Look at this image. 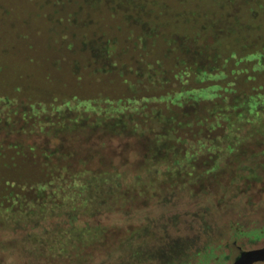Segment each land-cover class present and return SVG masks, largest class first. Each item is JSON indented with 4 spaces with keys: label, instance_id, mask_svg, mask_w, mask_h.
I'll use <instances>...</instances> for the list:
<instances>
[{
    "label": "rangeland",
    "instance_id": "rangeland-1",
    "mask_svg": "<svg viewBox=\"0 0 264 264\" xmlns=\"http://www.w3.org/2000/svg\"><path fill=\"white\" fill-rule=\"evenodd\" d=\"M168 1L0 0V201L5 190L15 191L18 183L22 185L43 174L39 166L43 158L31 148H129L130 141L135 138L133 136L87 139L84 135L76 134L72 140L58 144L57 138H48L45 128L49 127L46 126L48 116L55 121L59 117L54 113L49 114V109L45 110L44 107L51 108L66 98L86 99L102 93L137 102L150 94L159 95L160 89L155 90L144 84L148 80L149 65L134 70L136 64L130 63L129 57L125 59V56L135 53L137 43L133 40L137 37L136 30L128 23L140 22L139 18L147 19L151 9L158 11L160 9L157 8ZM165 5L169 7V3ZM120 6L121 9H116ZM256 6L252 4L253 8ZM123 9L125 11L120 13ZM244 18L253 22L252 36L246 41L250 42L246 52H251L264 44V25L259 28L264 19L253 18L248 13ZM160 39L154 40L157 43L150 40L146 50L159 61L160 58L166 59L165 46ZM96 40L109 52L115 49L109 47V41H116L117 49L112 55L114 65H106L107 60L96 56ZM83 49L89 51L84 52ZM92 57H95L94 61H91ZM126 63L129 64L127 68H122V64ZM223 63L226 64L227 76L221 80H204L201 86L232 81L236 83L240 96L251 93L252 84L264 90V71L260 70L254 59L237 61L226 58V62L222 60ZM77 68L81 73H77ZM168 76L164 74V77ZM173 83L174 78L161 88L164 94L174 95L180 84ZM197 85L195 82L191 86L201 87ZM210 100L201 101L208 107L204 109L203 116L197 117L191 99L183 100L185 103L175 109L186 112V115L178 114L175 125H170L173 126L171 134L177 132L181 137L187 134L188 140L189 137L194 139L190 142V148L178 143L176 149L180 152L188 148L185 155L198 163L196 169L198 172L204 170V175L192 180L181 176L170 179L159 177L155 185L157 195L140 198L130 210L117 208L91 218L80 216L78 222L81 224H105L107 228L103 238L106 237L109 243L106 250H84L79 264H109L121 249L119 246L111 251L115 240L124 238L111 237L123 232V229L143 224L149 225L150 232L153 231L150 237L164 228L170 236L190 239L192 245L188 248V254L198 248L202 251L205 247L215 248V255L208 260L196 255L186 262L177 261L175 264H230L238 251L237 246L249 249L264 243V148H259L264 144V137L254 133L251 141L247 140L249 137L240 140V148L207 150L205 146L211 143L209 140H223L225 134V126H212L215 116L211 110L215 103ZM196 120H200L201 124ZM236 124H241L242 134L252 127L251 122L237 121L234 140ZM198 132L200 142H204L205 146L196 143L197 137L194 136ZM63 135L67 134L59 131L58 136ZM157 166L162 167L161 163ZM212 167L215 169L207 173L206 169ZM247 167L255 169L262 176L260 180H246L244 174ZM63 220V215L56 216L45 221V225H28L26 228H12L0 223V241L3 240L0 243V264L66 262V258L73 257L74 247L69 246L65 256L62 252H40L38 248L41 246L35 247L31 240L24 244L19 241L22 236L27 237V233L41 232L43 227L50 230L52 223ZM229 220L238 221L246 231L254 229V232L259 230L260 233L235 232L231 227L224 226ZM253 264H264V260Z\"/></svg>",
    "mask_w": 264,
    "mask_h": 264
},
{
    "label": "trees",
    "instance_id": "trees-1",
    "mask_svg": "<svg viewBox=\"0 0 264 264\" xmlns=\"http://www.w3.org/2000/svg\"><path fill=\"white\" fill-rule=\"evenodd\" d=\"M120 1L128 3V0ZM165 3H169V7ZM252 4H257V8H253ZM157 9L160 10L151 9L145 20L139 18L140 22L128 23L136 30L137 37L133 40L137 43L135 53L125 56V59L129 57L130 63L136 64L134 70L149 65L148 80L144 84L155 90L160 89L159 95L150 94L137 102L102 93L86 99L66 98L51 108L44 107L45 110L49 109V114L54 113L59 117L55 121L48 116L46 126L49 127L45 128L48 138H57L58 144L72 140L76 134L84 135L87 139L133 136L135 138L130 141L129 148H31L43 158L39 163L43 177H33L22 185L18 183L16 192L5 190L2 193L0 223L9 227L45 225V221L63 215V222L52 223L50 230L43 227L41 232L27 233V237L19 239L23 244L31 240L35 247L41 246L38 248L40 252H62L65 256L69 246L74 247L73 257L66 258L62 264H79L84 250H106L108 247L109 242H106V237L103 238L107 226L101 222L81 224L78 222L80 216L91 218L117 208L130 210L140 198L157 195L155 185L159 177L170 179L181 176L192 180L204 175V170L198 172V163L184 153L194 139L189 137L188 140L187 134L181 137L177 132L170 133L173 128L170 125H175L178 114L186 115V112L175 109L185 103L183 100L191 99L195 106V117L203 116L204 109L208 107L201 101L211 99V103H215L211 110L215 116L212 126H225L224 139L209 140L211 143L205 146L204 142H200V132L194 136L197 137L196 143L204 145L207 150L240 148V140L249 137L247 140L251 141L254 133L264 137V90H259L260 86L252 84V92L242 96L232 81L201 86L204 80H221L227 76L226 64H222L226 58L237 61L254 59L260 70L264 71V44L246 52L250 47V42L246 41L252 36L253 22L244 18L248 13L253 18L263 20L264 0H170ZM260 23L259 28L263 27L264 21ZM160 38L166 55V59L160 58L161 62L146 52L149 41ZM109 43V47L115 48L114 51H106L97 40L94 50L97 57L107 60L106 65H114L112 55L116 52L117 43L115 40ZM85 65L84 68L87 67ZM122 65V68H127L129 64ZM77 70V73H81L80 68ZM164 74L169 76L166 78ZM173 78V84L180 86L173 96L164 94L161 88ZM195 82L201 87L191 86ZM244 120L251 122L252 127L242 134L241 124H236L234 140L235 123ZM196 121L201 124L200 120ZM59 131L67 135L58 136ZM178 143L188 148L177 152ZM259 148H264V144ZM158 163H161V168L157 166ZM214 169L212 167L206 171L208 173ZM173 170L176 172L173 173ZM259 177L262 176L255 169L247 167L244 174L246 180L255 182L260 180ZM148 226L135 225L112 236V239L124 238L115 240L111 251L119 246L121 249L109 264H175L177 261L186 262L196 255L203 260L215 255L213 246L205 247L203 251L198 248L188 254L190 239L170 236L164 228L150 237L154 233L150 232ZM224 226L238 233L254 232V229L244 230L238 221L229 220ZM254 233L258 235L260 232L255 230Z\"/></svg>",
    "mask_w": 264,
    "mask_h": 264
},
{
    "label": "water",
    "instance_id": "water-1",
    "mask_svg": "<svg viewBox=\"0 0 264 264\" xmlns=\"http://www.w3.org/2000/svg\"><path fill=\"white\" fill-rule=\"evenodd\" d=\"M239 248V247H238ZM232 257L230 264H253L264 260V243L258 247L238 249Z\"/></svg>",
    "mask_w": 264,
    "mask_h": 264
}]
</instances>
